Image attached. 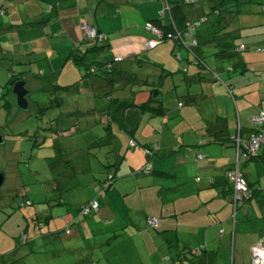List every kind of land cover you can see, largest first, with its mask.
<instances>
[{
  "label": "crops",
  "instance_id": "crops-1",
  "mask_svg": "<svg viewBox=\"0 0 264 264\" xmlns=\"http://www.w3.org/2000/svg\"><path fill=\"white\" fill-rule=\"evenodd\" d=\"M0 3L5 8L4 13L9 16L0 18V36L3 37V40H0V51L30 57L35 55L48 63L47 72H39L40 74L33 76L40 77V83L31 82L32 85L43 88L47 84H59L60 87L73 84V92L80 94L94 93L90 90L93 87H88L90 80L82 79L81 71L72 65L70 60L65 62L67 65L62 62L70 51L78 52L84 48L79 42L82 39L80 22L94 25L108 36V47L99 53L96 52V59L106 61L114 54H122L125 56L124 60L135 61L147 50L143 49V46L134 50L131 44L137 37L141 43L151 38L144 30L143 23L157 18V10L160 8L156 0H0ZM200 10L201 6L195 7L190 18L197 19ZM239 16L237 23L235 17H230L224 30L229 32L217 35L216 41L207 45L213 50L218 47L231 48V44L244 45L247 48L239 56L240 68L244 72L235 71L229 75L222 72L219 74L220 81L215 75H211L209 81L216 82L214 89L208 93L205 89L201 93L203 97L208 96L216 100L213 103L214 114H204L200 121L194 113L191 118L195 121L189 123L186 116L190 117V114L182 111L183 102L182 106L178 107L176 103L173 107L181 118L170 120L169 111H166L160 100L162 112L140 113L131 108L124 111V121L116 128L114 123L106 127L107 123L104 122V144L117 141V147L113 155L105 157L106 165L99 164L100 168L97 169L102 171L103 176L97 179V185L108 171L115 175V183L103 195L92 199L99 204L98 210L88 216H81L77 213V207L86 201L67 205L62 199L52 202L51 206L57 208L54 210L38 209L25 212L27 210H23V207L18 208L10 215L18 216L17 225L19 228L23 227V230L14 233L12 238L2 237L0 249L3 253L0 255L25 250L26 253L37 257L33 263L34 260L30 259V264H227V252L225 259L218 257L219 249L225 248L219 247L217 238L221 235L228 238L229 234L230 237L235 234V212L232 211L233 184L226 171L235 164L236 137L239 134L242 138L240 142H245L251 134L249 117L264 110V52L259 53L256 50L264 45V23L258 20L257 14H245V19ZM128 30L139 31L141 36H138L139 33L134 36V33L129 32L124 34V37H116L113 34ZM1 43L4 46H1ZM154 49L156 47L150 50ZM168 64L170 67H160L161 72L175 74L186 65L178 61ZM219 69L221 71V66ZM194 72L193 77H190L192 80L197 76ZM32 78L26 82L29 93L32 89L29 86ZM188 80L190 79L186 81ZM227 83L232 87L231 96L227 91ZM82 84H86L85 87H81ZM142 91L140 88L138 94L135 92L132 96L131 99L135 103L143 102L136 100V96ZM81 98L80 100H83L86 97ZM227 98H231L233 109ZM185 101L191 103L195 101V96L189 95ZM104 103L106 105V101ZM29 104L28 101V106ZM32 104L34 107L40 105L37 101ZM151 105L156 106L155 103ZM57 122L54 121L53 124L57 125ZM100 122L103 123L102 119ZM70 131L64 136L74 133L76 127L71 126ZM1 133L3 141L4 134ZM125 135L128 136L127 139ZM130 139H134L136 143L133 147L128 145ZM200 140H204V143L197 146ZM152 143H157L160 149L150 159L144 154L143 147ZM90 146L99 145L95 142ZM199 153L204 155L196 158ZM19 157L21 158L20 154ZM102 160L103 158L99 161ZM146 160H150L152 173H136ZM111 164H116L115 169L107 167ZM263 166L264 145L252 160H242L239 165V171L251 188L260 189L241 207L242 215L257 217L259 211L256 204L264 206V176L258 188H255L250 179V175L255 172L260 175ZM244 167L247 169H242ZM157 169L169 174L154 173L153 170ZM89 170L94 169L90 166ZM14 172L18 176L22 175L17 168ZM0 173L4 175L0 196L2 189L13 195V190L16 191L19 186L18 183L13 189H8L9 185L5 184L6 174L2 171ZM196 177L199 179L196 180ZM118 179L124 184L128 183V187L125 186L121 192L117 188ZM95 180L96 178H93V181ZM22 191L17 189L23 197L20 204L23 206V201L30 199L27 197L28 193ZM116 197L121 199H115ZM132 197L133 199L128 200ZM146 200L151 203L150 208L147 207ZM122 202L125 208L120 209L118 203ZM0 205L4 206L3 200ZM149 217L159 220L156 227L147 226ZM65 228H68L69 233L64 232ZM56 233L60 236H55ZM21 234L26 235L24 241ZM39 239L43 243L41 246L37 244ZM46 244L49 249H46ZM35 246L37 249H34ZM88 246L99 249L84 248ZM194 247L201 248L192 254L190 250ZM186 249L196 257H189ZM19 259H22L21 255L17 261ZM232 264H235L234 259Z\"/></svg>",
  "mask_w": 264,
  "mask_h": 264
},
{
  "label": "rangeland",
  "instance_id": "rangeland-1",
  "mask_svg": "<svg viewBox=\"0 0 264 264\" xmlns=\"http://www.w3.org/2000/svg\"><path fill=\"white\" fill-rule=\"evenodd\" d=\"M263 6L264 0H257V2L245 5L243 10L250 12L251 9H258L257 18L260 22L264 23ZM249 15L247 14V16ZM241 16L245 19V14ZM4 17L8 18L9 16L6 13H0V18L5 19ZM230 17L231 14H228L227 20ZM239 17L235 16V23L239 21ZM127 32L134 33V36H137L136 33H139L136 30H128L113 34L116 37H124V34ZM138 36H141V34L139 33ZM193 36L195 37V34ZM137 38L131 44L134 50H138V48L140 49L143 46L141 40L138 41ZM0 40H3V37L0 36ZM1 46H4V44ZM203 49V59L205 60L207 69L201 75L202 79L199 81H193V78H190L193 77L192 73L195 71L194 65L189 66L187 73L179 71L175 74H165V71L161 72L160 67L164 68L166 65L170 67L168 63L176 62L172 54L171 42L166 41L159 44L154 50L142 52L138 60L131 61L125 59L121 62H116L114 64L115 70H121V72L109 73L113 76L112 85L110 86L106 84L108 82H102V78L99 77L98 79V76H91L90 80H93V77L96 79L94 80L95 85L89 81L88 87H93L90 90L94 91V93L88 94L73 92L71 86H67V89L53 90L47 87L40 88V86L32 85L31 82L40 83V77L33 76L39 72H47L48 63L41 58H37L35 55L31 57L16 55L1 50L0 133L4 134V140L0 143V172L2 171L6 174L7 179L5 184L9 185L8 189H13L12 187L18 183L19 186L16 188L28 193L27 197L30 199V205L32 204V206L20 205L23 197L17 192V189L16 191L13 190V195L7 194L2 189L3 193H1L0 201L3 200L4 206L0 205V241L2 237L12 238L15 235L14 233L23 230V227L19 228L17 225L18 216L16 214L10 215L12 211H16L18 208L23 207V210H27L25 212H30V210L36 211L38 209L54 210L57 208L51 205L57 199H62L67 205L79 204L97 198L107 191L102 192V189H100L99 191L101 192L98 193L99 183L97 185V179L101 178L103 174L97 168H100V165L104 166L106 164L104 162L106 160L105 157L113 155L117 147V141L104 144L106 132L102 128L105 122L103 121L104 115L102 114L110 112L113 109V107L109 109L110 97L130 99L132 98L131 91L138 94L141 88L143 91L136 96V100L138 102L144 101L148 90L158 84L160 86L159 98L166 111H169L170 120L171 118H175L176 120L181 118L178 111L173 110V107H175L178 100L183 101V99L184 108L182 111L189 112L190 117L186 116V120L189 123L195 121L191 118V115L194 113L196 117L200 118V121H202V115L204 116V114L212 116L215 110L213 103L216 100L208 96L203 97L201 93L205 89H207L206 93L214 89L216 82L209 80H211V75H213L212 72L222 74L219 69L220 66L225 73L230 72H226V66L231 64L232 60L215 57L213 54L214 50L209 47ZM181 51L185 56L186 52L183 49ZM118 58L119 56H117ZM9 71H12L15 76L21 77L20 79L26 82L29 78L33 77L29 83L32 89L27 97L30 104L26 110H21L15 105V97L11 93L12 84L7 81ZM172 75L173 79L171 80ZM183 76L186 77L183 78ZM188 78L190 80L186 81ZM220 78H217V80L220 81ZM85 85L82 84L80 86L85 87ZM189 95H194L195 101L191 103L190 101H185ZM81 97L86 98L80 100L82 99ZM79 100L81 103L78 102ZM34 101H37L40 105L38 104V107H34L32 104ZM104 101H106V105ZM227 102L233 109L231 98H227ZM52 118L56 120H52ZM100 119H102L103 123L100 122ZM54 121H58V124L54 125ZM67 124L69 125L67 126ZM71 126L72 128L76 127V131L68 134V136H64L67 135L66 133H69ZM113 126L116 128L117 123H114ZM55 128H57L56 131H53ZM128 131L130 130L128 129ZM125 136L127 139L128 136ZM95 142H98V147L90 146V144H94ZM101 158L103 160L100 162ZM90 166L94 169L93 171L89 170ZM16 168L18 172L22 173L21 176H18L14 172ZM242 169L246 170L247 168L244 167ZM261 170L260 175H258V172L250 175L255 188H258L262 180L261 178L264 176V166L263 169L261 167ZM12 174L13 177L11 178ZM93 178H96V180L93 181ZM110 183L112 187L115 181L113 180ZM116 183L120 192L125 186L128 187V183L124 184L119 179L116 180ZM115 199L121 198L116 197ZM131 199L133 197L128 198V200ZM145 203L148 208L151 207L149 201L146 200ZM256 206L259 211V216L257 217L242 215L241 208L237 210L233 225L236 235L233 234L230 237L229 234L228 238L222 235L217 236L219 238V247L225 248L219 249L218 254L220 255L218 257L225 259V252H227V264H232L233 259L235 264H249L251 260L250 244L264 238V206L258 204ZM118 208H125L123 202L118 203ZM231 227L232 225L229 226L230 230ZM64 232H66V228ZM22 240L24 241V239ZM234 240L236 241L235 245ZM126 241L128 242L129 240ZM241 243L243 244L241 245ZM37 244L39 246L43 244L41 239H39ZM48 246L46 244V249H49ZM34 249H37V246ZM185 251L188 256L190 255L189 257H196L189 254L187 249ZM0 252V254L3 253L2 249H0ZM20 255L22 259L17 261ZM30 259L34 260L32 261L33 263L36 262L37 257L26 253L25 250H21L20 253H16L15 251V253L0 255V263L30 264Z\"/></svg>",
  "mask_w": 264,
  "mask_h": 264
},
{
  "label": "trees",
  "instance_id": "trees-1",
  "mask_svg": "<svg viewBox=\"0 0 264 264\" xmlns=\"http://www.w3.org/2000/svg\"><path fill=\"white\" fill-rule=\"evenodd\" d=\"M158 1L160 8L157 10V18L155 19H151V20H147L143 23V28L146 32H148L151 35V38L146 39L145 41H143V49L145 50H150L153 49L155 47H157L159 44L169 41L171 42V48H172V54L174 56V58L176 59V61H178V63L183 62L186 63V65L182 66L180 68V71L183 73H187V70L189 68L190 65H194L195 66V72L197 73L196 77L194 78L195 80L193 81H199L202 79V76L204 74V72L206 71L207 67H206V63L205 60L203 59V49L207 47V45H209L210 43H212L213 41H216V37L217 35H224L227 34L229 31H224L225 28L227 27V23L229 22V20H227L228 14H231V18L235 17V16H239V15H244V14H258V9L256 10H250V12H246L244 9V6L250 3H254L257 2V0H196L194 2H186L185 0H156V2ZM201 6V10H200V16L197 19L192 20L190 18L191 14L193 13V10L195 7L197 6ZM264 9V6L262 7ZM5 8L3 7V5L0 3V13H4ZM262 13H264L262 11ZM158 22V23H157ZM86 25L92 26L95 29V36H89L86 32L85 29L82 28L81 26V22H80V28H81V37L82 39L79 40L81 45H84L82 50L77 51H70L68 53V55H66V58H64L62 60L63 64L65 63L67 60H70L72 65H74L75 67H77L78 70L81 71L82 76L81 78H86L87 80L91 77V76H98L102 78V82L106 81L108 83H106L107 85H112L111 81H113V76H111V74L109 73H114V72H121V70H115L114 64L116 62H121L122 60H124L125 56L122 54H114L113 57L111 59H108L106 61H100L98 59H96L97 54L104 48H107L109 43H108V36L106 33L100 31L96 26L94 25H90L89 23L84 22ZM202 24H204L203 26H201ZM147 25H151L156 29V32H151L150 30H147L146 26ZM234 31V30H232ZM179 35V38L174 40L171 39L170 37L172 35ZM193 34H195V37L193 36ZM188 37V39L186 40V38ZM232 39H234V36H232ZM148 40H157V44L153 47V48H147L146 47V42ZM217 44V43H215ZM173 45V47H172ZM216 47H218V45H214ZM219 48V49H218ZM216 48V50L213 51V54L215 57H219L222 59L228 58L231 59L232 62L231 64H228L226 66V72L228 75L230 73H235V71H237L238 73H242L244 72V70H242L240 68V55L242 52H245L247 50V48H245L244 45H234L231 44V48L227 47L226 49H221L220 47ZM242 48V49H240ZM263 46H259L256 48L257 52L261 53L264 51H260V49H263ZM181 49H183L186 52V55L184 56V54L182 53ZM255 50V51H256ZM98 52V53H96ZM179 53L180 58H176L175 54ZM117 56H119V58L117 59ZM188 66V67H187ZM187 67V69H186ZM221 72L225 73V71L223 70V68L221 67ZM9 78L7 81H9L11 84H13L16 80L20 79L21 77L15 76L14 73L12 71H9L8 73ZM212 76L215 75V78H219V74L217 72H212ZM95 77H93V80H90L93 84L95 83L94 79ZM221 80V79H220ZM105 83V82H104ZM68 86H73V84L68 85ZM227 86V91L230 94V96L232 95V91H231V85L230 84H226ZM48 89H59V88H66L67 86H61L58 84H47ZM160 86H158V84L154 85L153 87H151L148 92H147V98L141 102V103H135L133 101V99H121V98H111L109 99V109L111 107H113V109H111L110 112H106V114L104 115V121L105 124L107 123L106 127H109L112 123H117V125L119 126L123 121H124V111L126 109H131V108H135L137 109V111H139L140 113L143 112H150V111H161V104H160V98H159V93H160ZM132 92V96L135 94V92ZM184 99L183 101L178 100L177 101V106L180 107L183 105ZM155 103L156 106H152L151 104ZM109 111V110H108ZM259 112V111H258ZM258 112L253 113L257 114ZM251 115V116H252ZM251 116L249 117V123L251 124V134L250 136L244 140L246 142H248L249 138L251 137L252 134L257 132V125H255L252 121H251ZM113 121V122H112ZM240 138L239 134L236 138ZM240 140H242V138H240ZM236 141V139H235ZM131 142H133V144H131ZM204 143V140H200L197 143V146H200L201 144ZM135 141L134 139H130L128 142V145L130 147H133L135 145ZM264 145V144H263ZM243 148V146H241ZM261 148V147H260ZM258 148L256 151H254L248 160H252L257 151L260 149ZM160 149L159 145L157 143H152L151 145H144L143 147V152L144 154H146L147 156H149V158L151 159L154 154L156 152H158V150ZM174 149V148H173ZM235 149H236V144H235ZM204 154L203 153H199L196 155V158L202 157ZM236 156V155H235ZM235 160V159H234ZM248 160H245L248 161ZM242 161H240L239 165L241 164ZM235 163V162H234ZM233 163V164H234ZM107 164V163H106ZM104 164V165H106ZM232 164V165H233ZM115 165L116 164H111L108 165L107 167H114L113 169H115ZM231 165V166H232ZM147 166L146 170H144V168ZM233 168V167H231ZM228 168L226 171V175L229 171ZM154 173H158V174H169L164 170H153ZM136 173L138 174H149L152 173V166L149 161H145V163L140 167V169L138 171H136ZM114 174L113 172L108 171L105 174L104 179L101 180V182L98 185V193L101 192L99 191L100 189H102V192H105L106 190H108L111 187V183L114 180ZM243 178L246 181V185L248 187L249 190V194L248 197L244 199V202L241 206H235L233 203V190H232V211L235 212L234 216H236L237 210H239L241 207H243V205L247 202V200L252 197L254 195L255 192H257L260 189H252L251 185L247 182L245 176L242 174ZM199 177H196V180H198ZM109 181V182H108ZM233 184V182H232ZM91 202H96L95 200H90L88 202H84L83 204H80L77 207V213L81 216H88L94 212H96L99 208V204L97 203V209L96 210H91L90 212L83 214L80 211V207L81 205L84 204H89ZM29 203V204H28ZM24 205H30V200H25L23 201ZM233 212V213H234ZM148 220V218H147ZM147 226L148 227H152L148 224V221H146ZM156 227V226H155ZM154 228V227H152ZM223 230V228H221ZM68 228H66V232ZM65 232V233H66ZM69 233V232H68ZM59 234L56 233L55 236H58ZM22 239H26V235L25 234H21L20 235ZM255 242H252L251 246L254 244ZM88 249L90 248H94V246H88L86 247ZM85 248V249H86ZM201 247H194V248H190V252L193 254L192 250L197 249V251L200 250ZM102 249V248H101ZM251 253V252H250ZM251 264V260L250 263Z\"/></svg>",
  "mask_w": 264,
  "mask_h": 264
},
{
  "label": "built area",
  "instance_id": "built-area-1",
  "mask_svg": "<svg viewBox=\"0 0 264 264\" xmlns=\"http://www.w3.org/2000/svg\"><path fill=\"white\" fill-rule=\"evenodd\" d=\"M185 1L194 2L196 0ZM81 26L89 36H95V29L92 26L86 25L84 22H81ZM146 28L151 32H156V29L151 25H147ZM170 38L176 40L179 38V35L174 34ZM157 43V40H148L146 42V47L153 48ZM260 51H264V48L260 49ZM175 57L179 59V53H176ZM250 119L255 125H257V132L251 135L248 142H240L239 137L236 139L235 164L227 173L228 177L233 182V203L237 207L243 204L244 199L247 198L249 194L246 181L243 178L242 173L239 171V163L242 160H248L250 155L264 144V110H260L257 114L252 115ZM131 144H133V142H131ZM241 146H243V148ZM146 168L147 166L144 170H146ZM97 207L96 202H91L89 204L81 205L80 211L81 213L86 214L91 210H96ZM147 221L150 226L155 227L159 220L155 217H149ZM220 232H222V229H220ZM261 245H264V238L255 242L251 246V264H264V249H259L261 248ZM192 252H197V249L192 250Z\"/></svg>",
  "mask_w": 264,
  "mask_h": 264
},
{
  "label": "water",
  "instance_id": "water-1",
  "mask_svg": "<svg viewBox=\"0 0 264 264\" xmlns=\"http://www.w3.org/2000/svg\"><path fill=\"white\" fill-rule=\"evenodd\" d=\"M11 93L15 97V105L21 110H26L28 108L27 96L29 95V90L26 88V81L23 79H18L12 84ZM2 138L0 135V143ZM4 180V175L0 173V186Z\"/></svg>",
  "mask_w": 264,
  "mask_h": 264
},
{
  "label": "bare ground",
  "instance_id": "bare-ground-1",
  "mask_svg": "<svg viewBox=\"0 0 264 264\" xmlns=\"http://www.w3.org/2000/svg\"><path fill=\"white\" fill-rule=\"evenodd\" d=\"M259 249H264V245H261V248H259Z\"/></svg>",
  "mask_w": 264,
  "mask_h": 264
}]
</instances>
